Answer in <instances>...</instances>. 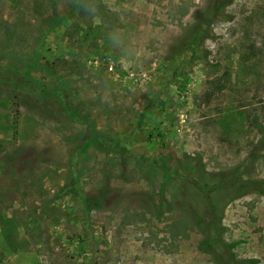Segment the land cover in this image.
I'll use <instances>...</instances> for the list:
<instances>
[{
  "label": "rangeland",
  "instance_id": "obj_1",
  "mask_svg": "<svg viewBox=\"0 0 264 264\" xmlns=\"http://www.w3.org/2000/svg\"><path fill=\"white\" fill-rule=\"evenodd\" d=\"M213 1L0 0V264H264V0Z\"/></svg>",
  "mask_w": 264,
  "mask_h": 264
},
{
  "label": "trees",
  "instance_id": "obj_2",
  "mask_svg": "<svg viewBox=\"0 0 264 264\" xmlns=\"http://www.w3.org/2000/svg\"><path fill=\"white\" fill-rule=\"evenodd\" d=\"M231 1H233V0H214L213 1V4H214V6L216 7V9H218L219 8V3H223V6H227ZM262 130H264V128L261 126L260 127ZM261 184H264L263 182H252V185H259V186H262ZM263 194H264V192H262ZM197 224L199 225V226H202L203 224H202V221H200V220H198L197 219ZM208 242H210V240H209V236H208ZM208 242H206V243H208ZM209 244V243H208ZM208 253H210L213 257H214V261L216 262V264H226L224 261H223V259H222V257H220V255H218L216 252H215V250H209V252ZM254 264L253 262H250V261H246V262H243V263H241V264Z\"/></svg>",
  "mask_w": 264,
  "mask_h": 264
}]
</instances>
